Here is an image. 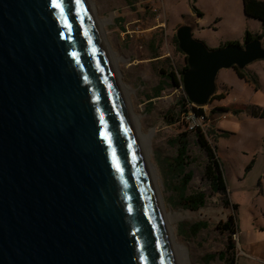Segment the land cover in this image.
Masks as SVG:
<instances>
[{
    "label": "water",
    "instance_id": "95a60500",
    "mask_svg": "<svg viewBox=\"0 0 264 264\" xmlns=\"http://www.w3.org/2000/svg\"><path fill=\"white\" fill-rule=\"evenodd\" d=\"M86 0H0V264H173L119 83ZM178 27L194 106L255 39L210 50Z\"/></svg>",
    "mask_w": 264,
    "mask_h": 264
},
{
    "label": "rangeland",
    "instance_id": "374dc122",
    "mask_svg": "<svg viewBox=\"0 0 264 264\" xmlns=\"http://www.w3.org/2000/svg\"><path fill=\"white\" fill-rule=\"evenodd\" d=\"M91 1L97 19L103 25L111 51L117 57L120 79L127 88L130 105L139 117L142 134H151L149 159L156 167L157 189L163 201V217L170 224L176 236L175 241L188 250L185 264H225L219 259L208 262L206 256H216L219 252L226 251L230 238L236 245L238 237L235 226L240 232V244H243L246 239L243 227H248L250 220L255 222L254 218L257 216L251 207L254 201L253 192L259 185L257 169L254 168L243 181H239L234 174L230 176L226 160L222 158L223 152L219 147L223 143L240 142V138L227 140L223 134L212 136L210 131L219 110L217 106L223 98H229L231 94L230 87L233 82L230 71L234 72V68L218 72L213 98L202 109V112L208 114V118L195 132L189 131L184 120L185 108L178 105L183 94L175 89L174 81L167 78L170 73L180 77L187 67L185 56L178 51L175 38L178 27L174 28V23L181 20L176 17L167 18L166 28L154 30L152 28L155 25L164 24L163 15L157 8L160 0L151 4H146L143 0ZM258 40L264 48L263 37ZM161 84L166 85L161 88L162 91L158 89ZM199 133L218 152L226 178L227 195L211 190L209 178L204 172L208 162L206 152L196 140ZM180 140L188 143L184 172L191 173V180L185 188L173 164ZM241 158H244L243 154L240 155ZM196 194H203L205 202L198 209L191 210L186 198ZM230 197L238 204L235 212L231 206L225 204L227 201L233 203ZM230 218L233 220L231 227L235 231L233 235L224 228V223ZM260 221H264V218H260ZM198 222H205L207 226L193 234L190 227ZM234 264L259 263L251 258L235 256Z\"/></svg>",
    "mask_w": 264,
    "mask_h": 264
},
{
    "label": "crops",
    "instance_id": "0c3cea01",
    "mask_svg": "<svg viewBox=\"0 0 264 264\" xmlns=\"http://www.w3.org/2000/svg\"><path fill=\"white\" fill-rule=\"evenodd\" d=\"M143 1L151 4L159 0ZM242 3L243 0H160L157 8L163 15L164 24H157L152 29L162 30L167 27V18L176 17L181 21H176L174 28L191 27L192 38L210 50L222 48L227 43H238L241 46L246 31L253 36L264 31L259 21L247 18ZM230 72L233 82L231 94L217 106L219 110L210 131L212 136L223 134L227 140L240 138V142L223 143L219 147L230 176L234 174L237 180L243 181L249 172L257 169L259 185L253 192L251 207L257 216L254 218L255 222L250 220L248 227H243L246 236L243 244H240V232L235 226L238 239L234 250L236 256L242 259L251 258L264 264V221L259 222L260 218H264V115H257L264 111V61L259 60L247 66L243 70L242 79ZM219 114L226 117H219ZM242 154L244 158L240 159ZM216 155L218 157V152ZM224 179L226 180L225 177ZM230 199L232 204H236L231 197Z\"/></svg>",
    "mask_w": 264,
    "mask_h": 264
},
{
    "label": "trees",
    "instance_id": "16d2710c",
    "mask_svg": "<svg viewBox=\"0 0 264 264\" xmlns=\"http://www.w3.org/2000/svg\"><path fill=\"white\" fill-rule=\"evenodd\" d=\"M242 8H243V12L247 16V18L259 21L264 28V1L243 0ZM261 37H263V39H264V31L261 35H255V36L251 35L249 32L246 31L245 37H243V39H242V43L244 45L245 43L247 44V43H249L255 39H260ZM227 44H229V43H227ZM176 45H177L178 51L180 52L177 41H176ZM229 45H238L239 46L238 43H232ZM224 46L225 45H222V47H224ZM185 61H186V57H185ZM187 68L188 67H186L183 71H185ZM233 71L239 79H242L244 77L243 70H239L237 68H234ZM181 73H183V72H181ZM167 78H171V80L174 81V84L177 85V82H176V79H175V76L173 73H170L169 75H167ZM165 87H166L165 84H161L158 89L161 90V88H165ZM212 98H213V96L210 99H212ZM187 103H189V101L184 96L180 99V102H178V105L180 108H183V107L185 108L184 113L187 112L186 111ZM198 112L200 113L201 111L198 110ZM259 115L263 116L264 111L260 112ZM196 140H197L198 144L206 152L208 162H207V165H206L204 172L207 175V177L209 178L211 190L213 192H218V191L223 192V193H225V195H227V190H226L227 187H226L225 179H224L223 172H222L223 171L222 163L216 155L217 152H216L215 147L213 145H210V143L204 139V135L201 133H199L197 135ZM187 148H188L187 141L180 140L178 142V150L176 153V157H174V159H173V164L177 168L179 176H181V181H182L184 188L187 186V184L191 180V173H189V172L185 173L184 172L185 167H186V163H187V159H186ZM186 199L188 202L187 205L191 208V210L198 209L205 202V196L203 194H196L193 196L190 195ZM225 204H226V206H228V205L231 206V208L235 212L236 204H231L229 201H227ZM232 222H233V220L230 218L227 222L224 223V228L230 235H233L235 233V231L231 227ZM206 226H207V224L205 222H198V223H195L194 225H192L190 227V229H191V232L193 234H197L200 230L204 229ZM235 230H236V228H235ZM231 239L232 238L228 239L226 251L219 252V254H217L216 256L208 255V256H206V260L209 262V261H212L214 259H219L220 261H223L225 264H234V257L236 256V254H235V250H234V244L231 241Z\"/></svg>",
    "mask_w": 264,
    "mask_h": 264
},
{
    "label": "bare ground",
    "instance_id": "6f19581e",
    "mask_svg": "<svg viewBox=\"0 0 264 264\" xmlns=\"http://www.w3.org/2000/svg\"><path fill=\"white\" fill-rule=\"evenodd\" d=\"M86 2L88 3L92 17H93V19L96 23V26L100 32L99 34L102 37V39L106 45L105 47L107 48L106 51L108 52V57L110 59L111 65H112V70L116 76V79L119 83L118 84L119 88H120L122 96L124 98V104L126 106V110H127L128 115L130 117L129 120H130L131 125L133 127V130L135 132V137H136V140L138 142L139 148L141 150L140 153H141L143 162H144L145 167H146L145 171H146L147 176H148V178L152 184L151 187L153 190V194L156 198L157 209H158L159 214H160L161 222H162V225H163V227L166 231V234L168 236L167 238H168V241H169L170 247H171V252H172L171 257H172L173 264H185V262H187V260H188V250L184 245H181L175 241L176 236L174 235L170 224L166 221L167 219H165V217H163V212H162L163 201H162V198H161L159 191L157 189L158 176H157L156 171H155L156 167L150 162V159H149L150 152H151V147H150V137H151L150 135L151 134L146 135V136H144L142 134V131H141L140 126H139V121H138L139 117L134 113V110L131 107L130 102H129L130 100H129L127 88L123 85V83L121 82V79H120L121 75L117 69V57L111 51V47H110L109 43L107 42L105 31L103 29V25H102L101 21L98 20L96 17L97 15H96L94 4L92 3L91 0H86Z\"/></svg>",
    "mask_w": 264,
    "mask_h": 264
},
{
    "label": "built area",
    "instance_id": "2783aa9c",
    "mask_svg": "<svg viewBox=\"0 0 264 264\" xmlns=\"http://www.w3.org/2000/svg\"><path fill=\"white\" fill-rule=\"evenodd\" d=\"M175 79L177 82V85H175V89L177 91H180L183 94V96L186 97L182 88L183 85L182 77L181 76L179 77L177 75ZM206 106L207 105L197 107L194 106V104H192L191 102L187 103V112L185 113L186 119L184 120L186 122L187 129L189 131L195 132L198 129V127L202 126L203 122L207 120L208 114L206 112H202V109L206 108ZM198 110H200L201 112L199 113ZM207 126L210 128V125Z\"/></svg>",
    "mask_w": 264,
    "mask_h": 264
}]
</instances>
